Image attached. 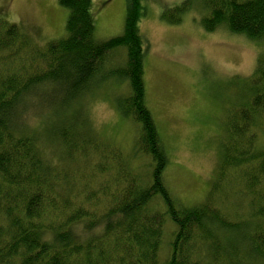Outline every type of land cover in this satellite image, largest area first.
Returning <instances> with one entry per match:
<instances>
[{"label": "trees", "instance_id": "16d2710c", "mask_svg": "<svg viewBox=\"0 0 264 264\" xmlns=\"http://www.w3.org/2000/svg\"><path fill=\"white\" fill-rule=\"evenodd\" d=\"M59 3L69 10L66 33L45 47L0 18V264H264V147H257L264 55L228 113L216 187L185 205L165 183L169 154L146 102L142 0H126L122 33L106 39L96 35L93 0ZM188 4L163 17L173 11L178 16L168 20L180 23ZM206 8L207 32L223 26L264 39V0H207ZM110 84L123 87L115 107L136 129L134 150L124 157L96 142L81 121L60 122L44 135L22 124L27 99L64 109ZM52 143L60 146L59 163L47 154ZM73 157L83 165H68ZM230 177L244 182L236 209H251L233 219L214 198ZM99 223L102 230L86 235ZM230 234L238 239L231 250L223 245Z\"/></svg>", "mask_w": 264, "mask_h": 264}, {"label": "rangeland", "instance_id": "374dc122", "mask_svg": "<svg viewBox=\"0 0 264 264\" xmlns=\"http://www.w3.org/2000/svg\"><path fill=\"white\" fill-rule=\"evenodd\" d=\"M184 1L142 0L145 14L139 25L146 41V102L169 154L165 183L179 202L196 205L217 185L214 183L219 177L216 178L229 135L228 113L243 98V79L254 73L259 58L264 55V39L234 34L223 26L207 32L202 25L203 17L209 14L207 0H189L190 9L179 15L183 16L180 23L168 20L171 15L178 16L173 11L163 17L165 11ZM126 4V0H93L98 38L122 33ZM68 16L69 10L59 0H0V18L16 23L38 47H45L65 35ZM105 88L88 95L82 102L72 101L71 107L64 109L56 104L47 106L38 101L39 97L27 99L23 103L27 109L22 124L44 135L45 131L61 125L60 122L81 121L96 142L114 155L124 157V153L134 150L136 129L115 107L114 94L123 87L110 84ZM45 99L56 103L54 98ZM258 130L257 147L261 149L264 125ZM59 147L58 143L47 147V154L55 163H59ZM129 160L133 162L132 158ZM67 164L79 168L83 161L74 158ZM230 179L216 190L214 198L220 210L233 219L240 214L247 215L251 209H245L250 206L246 203L245 208L236 209L244 182L240 178ZM169 227L172 226L168 224L166 229L163 251L170 238ZM102 228V223L96 224L86 235ZM229 239L223 245L231 250L238 239L231 234ZM240 259L244 264H252L251 260Z\"/></svg>", "mask_w": 264, "mask_h": 264}]
</instances>
